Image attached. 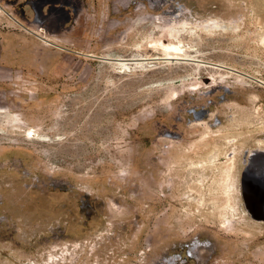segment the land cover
I'll return each instance as SVG.
<instances>
[{
    "label": "rangeland",
    "instance_id": "obj_1",
    "mask_svg": "<svg viewBox=\"0 0 264 264\" xmlns=\"http://www.w3.org/2000/svg\"><path fill=\"white\" fill-rule=\"evenodd\" d=\"M255 148L264 0H0V264H264Z\"/></svg>",
    "mask_w": 264,
    "mask_h": 264
},
{
    "label": "bare ground",
    "instance_id": "obj_2",
    "mask_svg": "<svg viewBox=\"0 0 264 264\" xmlns=\"http://www.w3.org/2000/svg\"><path fill=\"white\" fill-rule=\"evenodd\" d=\"M153 1V0H152ZM159 2V1H158ZM161 2V1H160ZM152 3V2H151ZM172 4V3H171ZM189 26V25H188ZM205 26V25H204ZM167 49L169 50V52L170 53H175V54H181L182 52H181V49L177 46V45H173V43H172V45H169L168 47H167ZM166 50V49H165ZM259 147V146H258ZM261 150V149H260ZM248 152V151H247ZM251 157H250V164H247V165H249L248 166V171H247V173H245V179H250V178H254L255 180V182H256V186L258 187V188H255L252 192H253V194L251 193V197L253 198V199H255V198H260V196H259V192H257L258 191V189H261V186H263L264 185V159L262 158L263 157V154H262V157L260 158V156L258 155L259 153V151H258V149L257 148H255V149H252L251 151ZM261 153V152H260ZM246 165V166H247ZM255 167V169H257L256 171H257V173H259V174H257V176H254L253 174H252V168H254ZM261 172V173H260ZM244 176V175H243ZM263 184V185H262ZM257 189V190H256ZM264 190V189H263ZM251 199V198H250ZM247 201V200H246ZM257 209V208H256ZM262 209H263V207H262ZM253 214V213H252ZM253 217H255L256 219H262V220H264V211H260V212H256V213H254L253 214ZM262 222V221H261Z\"/></svg>",
    "mask_w": 264,
    "mask_h": 264
}]
</instances>
